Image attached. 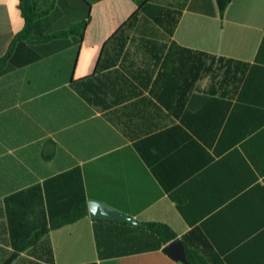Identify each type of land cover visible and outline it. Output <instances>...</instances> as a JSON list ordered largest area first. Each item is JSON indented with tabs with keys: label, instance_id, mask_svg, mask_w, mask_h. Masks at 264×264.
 I'll list each match as a JSON object with an SVG mask.
<instances>
[{
	"label": "crops",
	"instance_id": "obj_1",
	"mask_svg": "<svg viewBox=\"0 0 264 264\" xmlns=\"http://www.w3.org/2000/svg\"><path fill=\"white\" fill-rule=\"evenodd\" d=\"M19 2L0 0V56L24 27ZM35 2L45 12L36 34L87 24L81 39L18 46L0 74V264L13 250L3 200L34 184L48 215L97 200L168 224L204 264H264V0H229L222 15L215 0H189L171 39L142 20L117 58L120 79L104 110L70 82L111 60L105 42L143 0ZM171 40L247 62L235 92H207L204 78L184 99ZM94 225L88 211L51 229L53 264H186L163 246L129 253L141 232L122 224H100L99 256Z\"/></svg>",
	"mask_w": 264,
	"mask_h": 264
},
{
	"label": "trees",
	"instance_id": "obj_2",
	"mask_svg": "<svg viewBox=\"0 0 264 264\" xmlns=\"http://www.w3.org/2000/svg\"><path fill=\"white\" fill-rule=\"evenodd\" d=\"M188 1L143 0L139 7L105 42L104 52H106L107 44L113 46L114 53L111 60L104 64L102 57H100L95 69L97 74L71 80L72 88L87 103L102 110L107 109L110 105L107 103L106 97L120 79L116 63L127 37L131 34H137L141 21L147 19L156 25L168 39H171L180 15L188 5ZM215 1L219 15H222L229 0ZM19 7L24 18V27L12 38L6 53L0 56V74L14 66L12 62L13 51L20 45L42 42L71 34L77 35L79 39L83 37L87 24L86 20L72 24L67 29L36 34L37 19L45 12L39 11L35 0H20ZM160 45L163 47L158 49L159 52L162 51V48L165 49L167 42ZM167 51L168 57L171 54L174 55L177 62L175 82H181V71L183 70L184 99L187 91L191 93L199 89L198 82L204 78L207 79L205 87L207 92L218 93L222 96L233 94L248 66L247 62L183 47L173 40L170 41ZM102 69L108 70L100 72ZM186 73H188V84H186ZM109 118L116 125H119L116 119ZM3 204L9 229V241L13 246V250L3 264H12L20 253H26L29 257L18 259L16 264H53L54 257L49 231L73 223L87 215L88 212L85 198H82V200L64 209L61 214L48 215L40 184H34L7 195L3 200ZM101 223L122 224L141 232L139 236L134 237L136 248L130 250L129 253L157 250L176 238L173 229L163 222L149 221L142 222L141 225H134L127 222L95 219L94 229L99 256H102L99 234ZM185 236L182 237L183 243H186ZM186 258V264H204L188 250H186ZM85 264H97V262Z\"/></svg>",
	"mask_w": 264,
	"mask_h": 264
},
{
	"label": "water",
	"instance_id": "obj_3",
	"mask_svg": "<svg viewBox=\"0 0 264 264\" xmlns=\"http://www.w3.org/2000/svg\"><path fill=\"white\" fill-rule=\"evenodd\" d=\"M89 215L93 219L113 220L141 225L142 222L133 216L117 210L104 202L89 200L87 202ZM162 251L168 256L187 263L186 253L181 238L177 237L162 247Z\"/></svg>",
	"mask_w": 264,
	"mask_h": 264
}]
</instances>
